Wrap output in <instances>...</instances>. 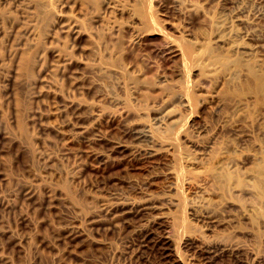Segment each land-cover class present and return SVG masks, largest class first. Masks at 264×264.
I'll return each instance as SVG.
<instances>
[{
  "label": "rangeland",
  "instance_id": "1",
  "mask_svg": "<svg viewBox=\"0 0 264 264\" xmlns=\"http://www.w3.org/2000/svg\"><path fill=\"white\" fill-rule=\"evenodd\" d=\"M256 86L264 0H0V264L264 257Z\"/></svg>",
  "mask_w": 264,
  "mask_h": 264
},
{
  "label": "bare ground",
  "instance_id": "2",
  "mask_svg": "<svg viewBox=\"0 0 264 264\" xmlns=\"http://www.w3.org/2000/svg\"><path fill=\"white\" fill-rule=\"evenodd\" d=\"M127 44L129 47H131L133 45V42L128 41ZM259 90V86H256L254 88V97L257 98L259 96L260 99L264 98V95L258 92ZM2 121L3 119L0 116V123H2ZM157 224L158 228L163 230L168 226V222L166 221ZM152 240L155 249L160 252V255L165 260H167L169 264L181 263V258L173 257L172 252H174L175 254L177 252L179 256L185 258L187 264H219L216 262V259H218V257L229 258L236 261V264H264V257L257 255L258 252H255V246L250 248L230 240L227 241L217 238H203L201 240L191 239L190 241H186V243L184 244V250H182L181 252H179L178 248H175V243L173 242V240L170 237L164 236L163 234L157 235Z\"/></svg>",
  "mask_w": 264,
  "mask_h": 264
}]
</instances>
